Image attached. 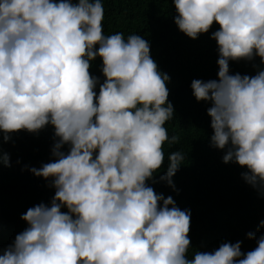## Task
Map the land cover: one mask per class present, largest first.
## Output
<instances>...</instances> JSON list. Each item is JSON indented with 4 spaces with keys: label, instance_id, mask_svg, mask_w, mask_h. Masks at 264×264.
I'll use <instances>...</instances> for the list:
<instances>
[{
    "label": "clouds",
    "instance_id": "clouds-1",
    "mask_svg": "<svg viewBox=\"0 0 264 264\" xmlns=\"http://www.w3.org/2000/svg\"><path fill=\"white\" fill-rule=\"evenodd\" d=\"M173 22L190 39L217 30L216 79H193L207 109L210 145L222 162L245 169L242 179L264 194V0H172ZM102 0H0V133L51 126L53 157L32 175L51 180L54 195L20 217L27 227L0 254V264H264L256 246L222 242L189 256L190 210L148 183L174 144L169 76L139 34L103 30ZM99 58L103 82L90 73ZM259 59L254 75L232 74L230 61ZM67 145V151L61 149ZM159 181L185 154H168ZM0 165L10 166L7 153ZM66 209V210H62ZM264 227V220L260 221Z\"/></svg>",
    "mask_w": 264,
    "mask_h": 264
},
{
    "label": "trees",
    "instance_id": "trees-1",
    "mask_svg": "<svg viewBox=\"0 0 264 264\" xmlns=\"http://www.w3.org/2000/svg\"><path fill=\"white\" fill-rule=\"evenodd\" d=\"M103 30L106 35L123 33L143 36L150 45V55L169 81L168 101L174 116L165 123L174 144L165 142L164 163L148 183L157 193L172 196L176 206L190 210L189 256L197 250H213L222 242L241 241V251L256 246L255 239L264 233V194L249 186L241 176L245 169L234 163H223L224 152L210 145L212 130L207 109L210 102H197L190 88L193 79H216L218 53L210 39L218 26L190 39L173 22L172 0H102ZM99 58L91 62L90 73L103 82ZM262 65L259 59L230 61L232 74L254 75ZM53 128L45 126L35 133L18 131L7 142L0 133V153H7L10 166L0 165V254L27 224L20 219L26 210L38 203L48 204L54 195L51 180L36 177L30 168H39L53 159ZM62 151H67L65 145ZM179 150L185 160L172 177L175 191L159 181L168 164V154ZM66 210V209H62Z\"/></svg>",
    "mask_w": 264,
    "mask_h": 264
}]
</instances>
